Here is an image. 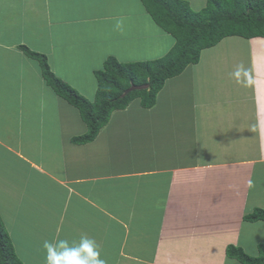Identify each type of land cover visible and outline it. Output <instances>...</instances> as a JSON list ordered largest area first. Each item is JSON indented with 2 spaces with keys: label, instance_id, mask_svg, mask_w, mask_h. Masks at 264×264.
<instances>
[{
  "label": "crops",
  "instance_id": "obj_1",
  "mask_svg": "<svg viewBox=\"0 0 264 264\" xmlns=\"http://www.w3.org/2000/svg\"><path fill=\"white\" fill-rule=\"evenodd\" d=\"M63 3L70 7H58ZM26 9L30 17L20 14ZM70 9L76 15L68 19L59 17V11ZM145 12L148 14L142 4L137 13L136 0H28L21 11L12 9L6 13L0 21V31L9 23L10 31H16L11 32L13 38L15 33L25 35V30L30 29L26 33L36 40L37 29L48 31L43 39L51 53L31 48L26 37L14 38L11 44L0 42V132L10 125L20 128L21 121L11 124L7 118L22 110L21 102L28 97L38 96L31 104L35 103L36 109L49 110L46 101L39 99L47 97L51 89L38 63L20 46L45 54L53 72L73 87L68 78L83 72L82 67L87 68L84 63L90 67L91 62L95 65L93 77L87 78L85 85L91 82L92 95L86 98L94 100L98 89L95 71L103 67L108 57L134 63L126 40L133 26L140 27L135 24V15ZM118 20L123 21L122 30L116 28ZM71 25L74 27L69 30ZM83 30L90 38L78 49L68 37ZM103 32L108 37L107 44L96 38L97 33ZM233 38L240 37H227L202 50L197 64H190L180 75L167 79L152 108H144L141 98H136L125 110L114 112L108 125L87 144L72 143L74 137L87 133V125L78 109L54 92L58 99L53 133L60 143L58 161L54 153L46 158L39 153L48 148L49 128L43 125H32L34 133L25 134L23 140L30 147L26 154L22 153L21 135L12 134L0 141V149L19 158L20 164L36 173L34 179L45 176L51 182L48 188H57L52 197L48 193V199L42 200L35 197L39 187L32 185L6 187L9 195L24 196L26 205L34 212L38 204H47L52 208L47 209L48 213H57L60 224L56 231L63 222L64 237L94 241L101 258L113 253L127 264H235V259L227 256V247L243 248L241 230L247 222L244 217L261 207L253 199L264 189V70L258 72L260 67L264 68L258 64L259 59L264 60V38L248 40L255 44L250 47L253 70L247 86L245 76L241 75L238 82L231 75L233 71L224 67L228 57L218 56L219 46ZM151 40L153 45H165L169 39ZM114 43L123 50L121 59L107 51L110 47L106 45ZM175 43L173 37L164 48L168 51ZM56 48L62 58L57 57ZM213 50L217 54H212ZM69 51L72 54L66 56ZM212 57L214 62L209 61ZM75 89L85 95V90ZM233 106L235 116L242 119L239 123V119H231ZM249 110L254 112L251 117L258 124L253 130L238 133ZM33 134L35 139L45 136L42 147L33 142ZM56 168L58 172H50ZM2 211L8 215L5 209ZM1 216L17 255L24 264H31V253L19 249L12 236L13 220H9V226L2 213ZM235 228L239 233L233 234ZM18 243L22 245L20 237ZM35 255L42 257L37 249ZM35 263L40 264V260Z\"/></svg>",
  "mask_w": 264,
  "mask_h": 264
},
{
  "label": "rangeland",
  "instance_id": "obj_2",
  "mask_svg": "<svg viewBox=\"0 0 264 264\" xmlns=\"http://www.w3.org/2000/svg\"><path fill=\"white\" fill-rule=\"evenodd\" d=\"M28 0H0V21L4 19V15L6 13L10 12L12 9H14V12L16 10L21 11L22 8L26 6V2ZM191 9L194 11H199L202 8V4L206 0H186ZM38 3H41L39 1ZM37 3V4H38ZM141 2L139 0H136V9L137 13L141 9ZM49 7V5H47ZM42 6L39 4V8ZM58 7H67L69 8L70 5L67 4H61ZM50 9V8H49ZM59 8H54V10L58 11ZM29 10L26 9L25 11H22L20 14L25 15L26 17H30L31 13L28 12ZM148 13V12H147ZM67 16H65V15ZM59 17L62 19H68L69 16H74L76 13L73 10H62L58 13ZM132 15V14H131ZM135 24L140 25L139 28H134L133 31L132 28L130 29L129 38L127 41L129 48V53L132 55L133 60L140 61L138 59H148V57L152 56H159V55H167L170 51L171 45L168 47V51L164 48L165 45H168L172 40L173 36L165 33L162 28L157 27L152 17L148 14H136ZM24 17V18H26ZM70 24V23H68ZM66 25V23H65ZM10 24L4 26L3 30L0 31V42H8L9 44L14 42V38L19 40L21 37H26V44H28L31 48L34 47L35 49H38L44 53H51L50 46L47 45L43 39V36L47 35L48 31H42L40 29H37L35 31L37 40L34 37H29V35L26 33V31H31L30 29L25 30V35L22 32H17L14 35L13 33L16 32L12 26V30L10 31ZM131 26V25H130ZM71 27H74V25H71L69 27V30H71ZM13 32V33H11ZM74 34V31H73ZM82 34V35H81ZM68 37V36H67ZM88 35L87 30L79 31L76 35H73L72 38L68 37L72 42H74L77 45V48L79 49L80 46L85 45L87 42ZM151 37L156 38L160 41L162 37H167L169 40L168 42L164 44L159 45H153ZM90 38V37H88ZM96 38H100L102 41L107 42L108 37L103 33H97ZM257 41V38L254 39ZM251 40H244L241 38H233L231 40H226L222 44L223 46H219L221 49L220 52L217 50H213L212 54H217L220 57L221 54H224L228 57V61L224 65L225 68L230 69L231 71H235L238 66H242L243 69H245V73L242 74L245 80L246 86L249 85L251 81V71L253 70L252 64L253 61L251 59V45L252 43L255 44V41ZM39 41H42L43 44L39 43ZM94 41H92L93 43ZM107 44V43H106ZM36 46V47H35ZM107 47H110L107 49L108 53L112 54L113 56L117 55L118 59H121L123 50H121V47H119L118 43H114L112 45H106ZM126 48V47H124ZM173 46L171 47V49ZM218 48V49H219ZM119 50V51H118ZM57 57L60 56L63 57V54L60 52L58 53V48L55 49ZM118 52L120 55H118ZM5 53V52H4ZM1 54V56L4 55ZM11 55L12 52L10 51ZM72 54L71 51L66 56H70ZM53 55V54H51ZM142 55V56H141ZM54 56V55H53ZM55 57V56H54ZM161 58V57H159ZM158 59V58H157ZM259 59V58H258ZM215 58L212 57L209 61L214 62ZM56 61V60H55ZM90 62V60H88ZM133 61V62H135ZM136 61V62H137ZM58 73H59V62L55 63ZM73 66H77L76 63H72ZM87 68L82 67L83 72L76 73L74 76H70L68 78L69 82H71L75 88H78L81 92H84L85 90V97H89L92 95L91 90V82L87 85H85V81L88 79H92L93 76L92 70L95 65H93L90 62V67L88 64ZM259 65L264 66V60L259 59ZM91 68V71H90ZM261 67L258 69V72H260ZM50 94H48L47 97H41L39 100L43 99L46 101V104L49 108V110H43V109H36L35 103L31 104V102H35L39 97L36 95H33L32 97H28L21 102V108L22 110H17L16 113H13V116L10 118H7L9 123L13 124L14 121H21L20 128L19 129H13V127L10 125L6 129H1L2 132H0V141L9 138L12 134L19 136L21 135L22 140L25 138V134L31 133L33 131V126H40L43 125L44 128H49V138L47 140L48 148L39 151V153H42L45 158L48 157L49 154H56V161H58L57 154L60 153V143L59 141L54 137V130L56 129V123H55V107H57L56 103L58 102L57 96L54 93V90L50 88ZM49 93V92H48ZM49 97V98H48ZM61 103V100H59ZM251 103L248 102L247 106H249ZM236 109L233 106L231 109V119H239L238 123L242 120L235 116ZM145 114V113H144ZM254 112L248 111V116L245 117L247 120L242 127L238 128V133H242L246 131L247 129L253 130L255 128V125L258 124V121L256 119H253ZM114 114H112L113 116ZM1 116V114H0ZM182 114H180V117ZM135 118H139L138 116H134ZM143 117V116H141ZM1 119V117H0ZM237 121V120H236ZM32 123V124H31ZM170 127H168L169 131ZM103 130V129H102ZM101 130V131H102ZM100 131V133H101ZM99 133V134H100ZM33 142L37 141V147H42L46 142L45 136L42 135L38 139H35L34 134L32 135ZM147 141V140H146ZM43 142V143H42ZM26 142L23 140V146L24 149L22 151L23 154H26L30 147H26ZM47 151V152H46ZM27 169V170H25ZM59 170L56 168L55 170H50V172H58ZM34 176H36V173H33L29 167L23 166V164H20L19 158L14 157L11 153L5 151L4 149H0V211L9 225V220H13L12 222V228H10L12 236L17 242V246L19 249H23L24 251L30 252V259L31 264H37L35 263V260H40V264H47L46 260V250L43 248L44 241H49L53 244L54 247H57L61 240H66L68 242L69 247L78 248L81 244L80 239L78 237H64V234L61 233V230L64 229L62 227L64 223L62 222L59 231H56L59 226V221L57 220V213L55 215L52 214V211L50 213L47 212V209L51 210L52 208L45 205L38 204L36 212L30 210L25 202V197L22 195H9L8 188H13L15 186L20 187H28L29 185L39 187L38 192L35 194V197L39 200L42 199H48L46 198L51 193L50 196L52 197L54 191L56 190V186L54 185L55 189L48 188L51 184L50 181H48L45 176H40L38 179H34ZM48 181V182H47ZM59 197V194H58ZM256 198V199H255ZM253 200H256L255 205H261V207L264 209V189L255 197ZM13 205H10L11 203ZM6 210L8 215H4L2 210ZM57 212L59 209V206L56 208ZM54 220L56 221V224L54 223ZM10 226V225H9ZM239 233L237 228L234 229V233ZM241 233L243 234L241 237V246L244 248V251L251 255V256H257L259 254V244H264V222L260 221L258 223H251V222H245L242 225ZM20 237L21 240V246L18 243V239ZM76 242H79L76 243ZM151 245V243H150ZM35 249L40 250L41 259L37 258L35 255ZM99 251V250H98ZM120 256L117 254L107 255L105 258H102L106 261V264H118V260H120ZM35 259V260H34ZM120 264H127L126 260H120ZM235 264H242L239 260L235 259Z\"/></svg>",
  "mask_w": 264,
  "mask_h": 264
},
{
  "label": "trees",
  "instance_id": "obj_3",
  "mask_svg": "<svg viewBox=\"0 0 264 264\" xmlns=\"http://www.w3.org/2000/svg\"><path fill=\"white\" fill-rule=\"evenodd\" d=\"M141 2L155 23L175 37L176 43L167 55L152 61L121 63L115 57H108L103 67L95 71L98 89L93 101L58 77L45 54L20 46L38 63L47 86L78 109L86 123L87 133L72 139L76 145L93 142L108 125L112 114L125 110L136 98H141L144 108L155 106L165 81L180 75L190 64H197L202 50L216 46L227 37L264 38V0H207L199 11L192 10L186 0ZM140 85H149V88L131 90L132 86ZM244 220L264 222V209L255 208ZM258 249L259 254L251 256L243 248L229 245L227 256L242 264H264V244H259ZM0 264H24L17 255L1 213Z\"/></svg>",
  "mask_w": 264,
  "mask_h": 264
},
{
  "label": "clouds",
  "instance_id": "obj_4",
  "mask_svg": "<svg viewBox=\"0 0 264 264\" xmlns=\"http://www.w3.org/2000/svg\"><path fill=\"white\" fill-rule=\"evenodd\" d=\"M116 28L123 29L122 20L117 21ZM243 73H245V69L238 66L231 75L236 77L239 82V77ZM249 183L251 184V181ZM43 248L46 250L47 264H106V261L100 256L97 245L92 240L83 239L78 248L69 247L66 240H61L57 247H54L49 241H44Z\"/></svg>",
  "mask_w": 264,
  "mask_h": 264
},
{
  "label": "water",
  "instance_id": "obj_5",
  "mask_svg": "<svg viewBox=\"0 0 264 264\" xmlns=\"http://www.w3.org/2000/svg\"><path fill=\"white\" fill-rule=\"evenodd\" d=\"M148 88H149V85H140V86H132L131 90H144Z\"/></svg>",
  "mask_w": 264,
  "mask_h": 264
}]
</instances>
